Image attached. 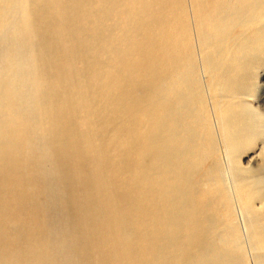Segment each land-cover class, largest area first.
Here are the masks:
<instances>
[{
  "label": "bare ground",
  "instance_id": "1",
  "mask_svg": "<svg viewBox=\"0 0 264 264\" xmlns=\"http://www.w3.org/2000/svg\"><path fill=\"white\" fill-rule=\"evenodd\" d=\"M6 1L0 0V21L9 12L18 15L12 37L22 42L32 22L29 8L40 5L34 0ZM68 1L72 2L65 0ZM95 1L99 5L95 13L102 25L95 31V42H80L81 49L74 51L77 56L68 52L69 60L77 59L84 68L94 69V80L90 78L92 74L83 70L69 72L67 68L64 71L76 89L87 84L89 95H82L81 104L85 117L93 119V127L79 132L71 126L73 138L64 136L66 142H60V148L59 143L56 149L50 145L49 161L55 165L52 172L45 169L42 172L46 197L64 206L68 219L72 218V223L77 219L75 223L80 226H75L67 237L59 229L57 218L44 223L39 217V220L33 219L34 214L30 215L29 206L36 193L31 192L32 196L28 187L34 185L29 182L38 167L33 156L42 155L41 147L49 138L44 139V133L43 137L37 133L43 124L42 105L38 108L41 110L38 117L28 111L32 108L29 90L28 96L23 95L32 82L28 84L24 74L25 81L22 78L18 85L10 84L17 79L6 76L7 72L0 69V86L6 88L0 91V141L9 139L5 124L13 111L18 113L17 109L20 114L23 112L20 115L23 122L34 128L23 131L24 141L18 140V148L29 153V158L24 156L27 163L17 167L16 161L22 155L10 151L9 145L0 151V159H5L0 164V195L2 191L6 195L0 198V239L5 244L11 242L10 247L3 243L2 247L0 243V264H250L245 241L256 252L258 264H264V197L257 195L251 182L242 179L237 181L235 197L226 189L218 162V131L213 127L215 112L219 132L230 145V140L236 139L232 135L248 118L242 98L248 94L244 85L255 69L264 66V0ZM74 2L82 12L93 3L91 0ZM111 15L126 24L121 34L125 42H109V34L117 27L104 25L105 18ZM61 20L53 17L50 24L41 28L39 38L49 43ZM194 31L197 42L192 40ZM132 38L135 40L131 45L128 41ZM11 39L8 40L11 42ZM12 44L15 47L16 42ZM9 45L0 44V62L21 63L28 74L31 66L42 62L41 45L37 50L28 45L25 52L19 51L21 54ZM44 69L45 79L40 74V78L34 77L36 96L40 90L44 91L48 80L53 79L55 83L57 74ZM8 101L12 103L9 105ZM210 102L213 116L208 110ZM42 103L54 108L53 99H44ZM72 111L77 112L71 109L70 114ZM57 123L52 122V127L47 125L50 129L45 127L54 136ZM58 135L62 134L58 132ZM95 143L106 152L104 161L114 177L106 180L97 174L91 185L89 172L95 166L96 157L85 149L87 154L82 157L80 167L75 157L78 164H71L74 161L70 150L77 144L89 148ZM74 151L71 155L77 153ZM74 165L82 168L85 176L81 171L80 174L74 171ZM54 172H58L57 179L64 187L61 194L54 188L57 184ZM76 187L83 193L78 189L80 194L76 195ZM257 200L260 206L256 205ZM237 204L246 218L247 239L236 223ZM7 221L18 222L20 228ZM38 226L44 230L41 237L34 233V227ZM52 236L57 242L61 240L63 248L67 245L66 252L57 250V243L51 250L43 247L41 238Z\"/></svg>",
  "mask_w": 264,
  "mask_h": 264
},
{
  "label": "rangeland",
  "instance_id": "2",
  "mask_svg": "<svg viewBox=\"0 0 264 264\" xmlns=\"http://www.w3.org/2000/svg\"><path fill=\"white\" fill-rule=\"evenodd\" d=\"M23 1H25V0H22V2ZM29 1L30 0H28L27 2L29 3ZM34 1L35 2H38V4L40 5V7H37V6L33 7L32 6V9H31V7L29 8L30 9L29 12H30V16H31L32 22H30V26H29L28 29L31 30V33L28 30V34L25 35V39L26 40H24V41L22 40V42H23L22 43V42H19L18 41V38L17 37H12L13 31H15V28H14L15 27V23H16L15 20H17L18 15H16V14L14 15V14H12V13L9 12V14H10L11 17L8 16L9 15L8 14L6 16H3V20L0 21V35H1L0 36L1 37L0 38V42H1L0 44L7 46L9 44L11 45L12 43H15L16 42V44H14L15 47H13V44L11 45V47H12L13 50H16V53H18V54H21L22 52H25L28 45H30L32 47H35L34 48L35 50H37L38 48H40L39 45H41L42 52H43L42 53L43 55H42V58H41L42 62L39 61L38 62V66L33 65L32 64L33 62H31L30 65L32 64L34 66V67L31 66V68L32 69L37 68V69H34L36 72L31 69V73L29 72V74H28V72H26L25 69H23V65L21 63H17L16 61H15L16 63L14 61H8V62L7 61H4V62H0V64L3 65V66H0V69L2 71L5 70V72H7L6 73V76H9L10 77V76L13 75L12 78H14V80H15V78L17 79V81H15V82L14 81H10V84H13V85L14 84L15 85L17 84L18 85L19 84L18 81L19 82H22V80L23 81L26 80V82L28 84H29L28 81H31L32 82L30 84V86L27 87V89L25 90V92L23 93V95L28 96V93H26V91L29 90V91H27V92H29V96H28L29 98L28 97L27 98L30 101L32 99V108H30L28 111H32V113L34 115H36V116L39 117L40 112L42 110L41 115L43 114L44 117H43V115L42 116L40 115V116L43 118V124L42 125H43L44 128L41 127L42 126L41 125L39 127L40 130L37 129V133L39 132V135H41V137L44 136V139H45V137L46 138L47 137L49 138V139H45L46 140V143H45L46 148H45V145L44 144L41 147V153L44 156H42L40 154V155L33 156L34 159L32 158L33 161H35V162L37 161L36 163H37V166L38 167H36L34 169V173H33V178L34 179H32L29 182L30 184H34V185H32V187L31 186L28 187V190H29L30 193L31 192L36 193L35 196H37V195L38 196L35 197L34 194L31 193V195L34 196V197H32V202H31L32 205L30 204V206H29V209H31L30 210L31 211L30 215L31 214H34L35 217L33 215H31L33 217V219L39 220V218H40V221L41 222H44V223L51 222V221H56L58 219L57 220V223L60 225V228L59 229L62 231V234L66 235V237H67V236L70 235V233H71L72 230L74 231L76 229L75 226L76 227H80V226H77L79 224L75 223L77 221V219H74V223H72L73 222V219L72 218H71L72 220L71 219H68V217L66 215V212H65L64 206H62L59 202L52 201L54 198L52 199L51 197H49V199H48V197H46L47 196L46 195L47 194V192H46V183H45L44 174H42V172H44L45 170L47 172H49V171L52 172L53 167H55V165L52 162L49 161L50 160V156H51V153L49 151L50 150L52 151L51 147H53V149H56L58 147L60 148V146L62 145L61 143L62 142L63 143L66 142L64 136L70 137V138H73L74 137V134L75 133H73V130H70V127L71 126L72 127L74 126L73 129L74 128L75 129L77 128L76 130L79 131V132H82L83 130H87V129L93 127V119L92 118H87V116L85 117V113L83 111L84 109L82 108L83 105L81 104V103H83L82 95L83 94L84 95H86V94L89 95V89L87 88V84L82 85L79 90L76 89L74 87V85L69 82V80L67 79L66 75L64 74V71H66L65 69H67V68H68L67 71L70 70L72 72H74L75 70H83V71L86 72V74H92V77H90V78H92L94 80L95 74H94V71H93L94 69L93 68L92 69H89L88 67L87 68L86 67L84 68V66L80 62H78L77 59H75V61H73L71 59L69 60L68 57H70V54L69 53H71V52L74 53V51L76 49H79V50L81 49L80 46L82 44L80 42H82V41L83 42H95L94 41V39H95V37H94L95 31L98 30V28H101L100 26H102V25H101L99 19H97L98 18L97 17V14H96L97 12L95 13V10H98V8H99V5L97 4V1H95V0H91L93 2L91 4V6L93 8L91 6H89L90 9H87V11L85 10L83 12L80 10V7L77 5V3L74 2L75 0H72V2L68 1V3L65 2V0H48V2H46L47 0L45 2L44 1L43 2H40L38 0H34ZM5 3H7L6 0H5ZM47 3L49 5H47ZM68 4H71V5H68ZM67 6H70V7H67ZM41 7H43V9ZM46 8H48V9H46ZM60 8H61L62 11L60 10ZM48 11L50 13H48ZM70 12H71L72 15H70ZM72 12L74 13V16H73V13ZM67 13H68V15H67ZM59 14H61V16ZM53 17H56L59 20L62 19L61 20L62 23L60 25H58V27H57V32L58 33L55 32L53 34L52 39L50 41H47L49 43H46V41L45 42L43 41L44 39L39 38V35H40L39 32H41V28L43 26H46L47 24H50L51 23ZM74 17H76V20H75ZM36 18H39V21H38L39 24H38ZM80 18L82 19V21H80ZM178 18H179V16H178ZM179 19H181V18H179ZM69 20H70V22H69ZM65 21H66V23H65ZM74 22L76 23V25H75ZM7 25H9V26H7ZM104 25H108V26L115 25V26H117L115 28V30L112 32L113 34L112 33L109 34L110 35L109 36V42H125L124 40H122V35H121L122 34V31H123V29H125V25H126L124 23L123 19L120 20V19H118V17L116 18L115 15L114 16L111 15V17L105 18ZM10 26H11L12 29L10 28ZM65 27H66V29H65ZM71 28L73 29V31L71 30ZM87 29L89 30V34H88V30ZM9 31H11L10 32L11 33V36L9 34ZM63 32H66V34L64 35ZM2 33L4 34L3 35L4 37L2 36ZM193 33L194 34H193V39L192 40H194V42H197V39H196V36H195L196 35L195 34V31ZM5 35H6V37H5ZM29 36L30 37H33L34 40L32 41L33 38L31 39ZM62 37H64V38H62ZM75 37H76V40L74 39ZM2 39L3 40L5 39V40L3 41ZM8 39H11L12 41H15V42H12V41L10 42ZM134 40L135 39L132 38L128 42H130L131 45H132V42ZM6 41H8V42H6ZM75 41H78V42H75ZM17 42H18V44H17ZM27 42H29V43H27ZM32 42H34V43L32 44ZM24 43L26 45H24ZM45 43L47 45H45ZM74 43H77V44H74ZM68 44H69V46H68ZM18 45H20V46H18ZM17 47H19V48H17ZM15 48H17L19 50L17 51V49H15ZM19 51H22V52H19ZM49 52H51V53H49ZM77 55L75 54V56H77ZM52 57H54V58H52ZM39 63H40V65H39ZM13 64L15 66H16V64H17V66L20 65L19 69H17L18 68L17 66L16 67H13ZM44 64L47 67H45ZM51 67H53V70H51L52 69ZM12 68L13 69L15 68L17 71H19V73L16 70H13ZM44 68H46V71H48V69H49L53 74H57L55 76L56 77L55 78V83L53 82L54 81L53 79L48 80L46 87H44V91L40 90L39 91V95L36 96V92H34V88H36L35 83H34L35 82L34 81L35 80L34 77L35 76L37 77V76H39L38 74H40V76L43 75V78L45 79L46 76H44V71H45ZM32 72H33V75H32ZM26 73L28 74V77L26 76L27 75ZM24 74H25V80H24V77H23ZM34 74H37V75H34ZM16 76H18V77L20 76L19 77L20 80H18L19 78L16 77ZM40 76H39V78H40ZM26 77L29 80L26 79ZM41 78H42V76H41ZM7 79H8V77H7ZM57 85H61V88H60V86H57ZM244 86L247 89L248 94L245 95V96H243L242 98L245 100L243 106H245V110H246V113L248 114V118L245 120V122H242L241 123L240 128H238L237 131H236V133H234L232 135V138L235 137L236 139L234 141H232V140L229 139L230 140V145L229 144L227 145V143L225 142V137H222V135L219 132V127H218L219 125H218V122H217V113L214 112V118H213V122L214 123H213V127H214V129L216 131H218L217 132L218 133V138H217V145L218 146L217 147H218V152H219L218 153V156H219L218 162H219V164H220V166L222 168V179L224 181V184L226 186V189L233 195V197H235L234 194H235V190H236V187H237V181L239 179H242V180L251 182V184H253L256 187L255 188V191H257V195L259 194L261 197H264V66L263 67H258L257 69H255L254 72L252 73V77L250 78V80L248 82H245V85ZM4 88L5 87H1L0 86V91H3ZM55 89L58 90V92ZM30 92H32V93L34 92L35 94L33 93V95H31L32 93H30ZM43 92H44V94H43ZM68 93H69V95H67ZM41 94H42V96H41ZM64 94H66V95H64ZM208 95H210V94H208ZM33 96H35L36 98L33 97ZM38 97L41 100L40 101L41 103L39 102ZM72 97H74V98H72ZM44 99H47V100L53 99L54 100V108L53 109L51 107L48 108V106L43 105L42 100H44ZM70 99H72V100H70ZM37 101H38V103H39L40 106L39 105H36V104H38ZM209 101H210V99H209ZM10 103H12V101L9 102V105H10ZM34 103H35V105H33ZM211 104L212 103L210 102V106H209L208 110H209V112L212 113V116H213V112L211 111L212 110V105ZM41 105H42V108H41ZM35 107H37V108H35ZM39 107L41 108V110L38 109ZM45 109H47V110H45ZM71 109L74 110V111H77V112H73L72 111L73 117H72V114H70L71 113ZM46 111H48L47 112L48 114L45 113ZM17 112L19 114L18 113H15L13 111L10 114V116H9L11 118L7 119V121H6L7 123L5 124V135H8L9 136L8 137L9 139L7 138L8 139L7 141L4 140L8 144H6V142L2 143V141H0V151H2L3 149H5V146L8 147V145H9L10 151H12V152L14 151L17 154H20L21 153L22 156L18 157V160L16 161L17 167H19V166L22 165V163H27L28 162V160L26 158H24V156L25 155L28 156V154H29V153H26L21 147H20L21 149L18 148L20 146L19 142L20 141L21 142L24 141L23 138H24L25 135L23 136V134H24L23 131L32 130L34 128H32L31 126H29L28 124H26L25 122H23V120L20 118L21 117L20 115L23 112L20 114V112H19L18 109H17ZM51 112H53V113H51ZM62 112H63V114L65 115L66 118H64V115L62 114ZM65 112H66V114H65ZM80 112H81V115H80ZM56 114H57V116H56ZM55 116H56V118H55ZM68 116H69V118H67ZM59 118H61V119H59ZM72 118H74V119H72ZM17 119L18 120L20 119L21 122L20 121L18 122ZM51 121L54 123V125H55V123L58 122L56 124V126L54 127V131L55 130L57 131V134L55 136L53 134L49 133V130L47 131V129L45 128L49 124H50L49 125L50 127L54 126L53 124L51 125V123H52ZM54 121H56V122H54ZM17 122L20 123V124L21 123H23V124H21V126H20V124H18ZM44 122L45 123L51 122V123L45 124ZM60 123H61V126H60ZM18 125H19V127H18ZM49 126L47 128H49ZM62 126L64 127L65 130L62 129V128H60ZM72 127H71V129H72ZM41 128H42L43 132L41 131ZM14 131H15V133L13 134ZM18 131H19V133H18ZM58 132H60V134H62L61 137H59L60 135H58ZM43 133H44V135H43ZM18 134H19V136L22 139H19L18 138L19 137ZM45 134H48V135L45 136ZM50 138H52L51 141H50ZM57 139H58V141H57ZM9 140H10V142H12L11 144H9L10 143ZM18 140H19V142H18ZM48 143H49V146H47ZM58 143H59V146L57 147V144ZM50 145H51V147H50ZM77 145L72 146L73 149L71 147V150H70V152L72 151V153H73L74 150H76L74 152H77L74 155H71L72 153L70 154V156L73 158V161H74V163L72 162L71 164H75V162L77 160H79L80 161V162H78L79 164L77 162L76 163L80 166L81 165L82 157L87 154L86 153V150H87L88 154H90L93 158L94 157H96V158L98 157L97 159L94 158L96 160L95 166L89 172L91 174V177H92L91 178L89 176V180H90L91 185L96 180V178L94 180L93 176L97 177V174H99V175L102 174L101 176H103V178L106 179V180H110V178H113L114 177V173L109 168H107L106 161H104V159L106 158V154H105L106 152L104 153L102 149H99V147H98V145L96 143L95 144H92L89 148L81 147L82 145H80V144H77ZM49 154H50V156H49ZM35 157H36V159H35ZM74 157L77 160H75ZM28 158H29V156H28ZM4 161H5V159H3V160L0 159V164H2ZM45 165H46V167H44ZM78 165H74V167L75 166L76 167L74 168L75 170L74 169L73 170L79 172V174H80V171H81V174H82L83 173V170H82V168L80 170V167L81 166L78 167ZM100 167H102V168H100ZM76 168H77V170H76ZM54 173H55V178L54 179H57L58 172H54ZM82 175L85 176V173H83ZM57 180H55V183H57V184L54 183L55 184L54 185V188H55V190L57 192H59V194H61L60 191L63 192L64 187H63V184H61V182H59L60 180H58V181ZM80 185H82V184L80 183ZM59 186H61V187H59ZM95 187L97 188V186H95ZM82 188L83 187L80 186V189H82ZM32 189H34V190L32 191ZM78 189H79V187L77 189H75V191L78 192V193H76V195H79L80 192L83 193V191H81L80 189H79L80 190V192H79ZM3 194L4 193L2 191V195H0V198L2 196H6L5 194L4 195ZM43 197H46L45 198L46 200ZM42 200H44V201H42ZM259 203H260V201L257 200L256 205L257 206H260ZM51 205H52V207H51ZM32 207H34V208H32ZM36 208H37V210H36ZM59 208L62 209L61 210L62 213H60L61 211H59L60 210ZM44 209H47V211L46 210L44 211ZM235 210H236V223L239 225L240 233L243 235L244 238L247 239V228H246V225H245L246 224V218H245V216L243 214V210H242L241 206L238 205V204L236 205ZM62 214H64L65 216L62 215ZM45 215H47V216H45ZM7 217H5V218H7ZM65 221H66L67 224L65 223ZM8 223L9 224L10 223H13V224H10V225L11 226H15L17 228H20V225L18 224V222L14 224V222L10 221ZM70 225H72V226H70ZM34 230H35L34 233L37 235V237H41L42 236V232H44V230L41 228V226H38L36 228L34 227ZM37 230L38 231L41 230L39 232L40 234L37 232ZM65 232H67V233H65ZM51 238H45V237L43 239L41 238V242L44 241V244H42V245H45V246H43L44 248L46 247L47 249L51 250L52 245L54 243H57L58 244L57 245L58 246V249L57 250H61L63 252H66L67 251V250H65V248L67 249V245H65L66 247L64 246L65 248H63L62 247L63 244H62L61 240L57 242V240H54V237L53 236ZM6 239H8V237H6ZM24 240L25 239H22V243H25L26 240L25 241ZM51 240H52V244H50ZM0 241H1L0 243H1V246H2V243L3 242H2L1 239H0ZM9 243H11V242H7L6 244L5 243H3V244L7 245V247H10V244ZM8 244H9V246H8ZM244 244H245V249H246L248 258L250 260V264H258V259L256 258V252H254V250H252V247L249 244V242H246L245 241ZM230 247L233 248V246H230ZM106 249H107V247H106ZM7 250L8 249H6V251ZM107 254L110 255V252L108 253V251H107Z\"/></svg>",
  "mask_w": 264,
  "mask_h": 264
}]
</instances>
